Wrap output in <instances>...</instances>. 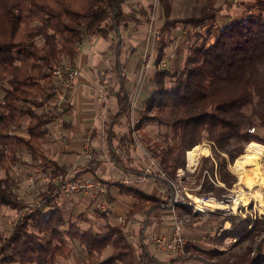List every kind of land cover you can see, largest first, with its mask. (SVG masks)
<instances>
[{
    "label": "trees",
    "instance_id": "obj_1",
    "mask_svg": "<svg viewBox=\"0 0 264 264\" xmlns=\"http://www.w3.org/2000/svg\"><path fill=\"white\" fill-rule=\"evenodd\" d=\"M159 2L168 18V0ZM124 3L125 0H0V90L3 91L0 167L7 169L18 163V152L25 150L30 155V163L39 165L49 174L47 189L41 194L47 198L49 208L18 216L7 233L0 232V264H55L59 258L66 261L72 255V242L79 244L85 264H170L199 259L193 253H184L165 262L148 251L145 228L159 222L162 213L170 210L168 199L120 186L122 192L137 199L128 217L136 212L144 213L143 227L139 230L141 254L137 261L123 225H108L102 232L82 228L78 222L67 219L62 208L48 197L54 187L67 179L66 168L41 149L46 125L55 110L49 72L59 62L72 63L75 47L85 36L107 38L112 31L118 39L111 79L118 84L115 92L118 108L109 119L108 136L114 134V124L122 119L130 120L131 96L126 65L121 62L120 26L127 24L132 15L124 11ZM214 4L215 0H205L199 12L166 19L165 30L177 24L205 27L201 33H193L202 37V42L190 48L182 68L163 67L152 72L150 80L154 89L144 102L145 111L155 109L153 117L171 127V136H167L165 145L151 143L168 176L175 179L178 170L184 169L188 151L206 139L211 142L217 176L224 185L207 180L213 176V160L210 156L203 157L197 175L198 194L211 192L221 197L226 188L236 182V177L227 171V160L232 163L241 155L246 143H264L253 131L257 125L264 127V74L258 69V63L264 62V0L245 2L244 14L221 26L215 23ZM26 115L29 117L27 135H10L9 127L19 126ZM123 139L131 142L129 131ZM114 161L123 170L137 171L135 167H125L116 157ZM12 180L8 174L0 178V206L20 211L23 200ZM161 184L171 198L174 190L170 182L164 180ZM176 211L194 213L183 204L177 205ZM250 224L248 215L229 217V228L234 236L253 233L257 225L254 223L247 230ZM210 243L216 244V237L211 238ZM187 244L192 245L190 241ZM207 253L215 255L222 251L211 247ZM254 253L248 259L243 255L232 262L225 259L207 263L239 264L247 259L244 264H264V237L255 245Z\"/></svg>",
    "mask_w": 264,
    "mask_h": 264
},
{
    "label": "rangeland",
    "instance_id": "obj_2",
    "mask_svg": "<svg viewBox=\"0 0 264 264\" xmlns=\"http://www.w3.org/2000/svg\"><path fill=\"white\" fill-rule=\"evenodd\" d=\"M249 1L251 0H215L214 7L215 9H217L215 23L221 26L226 22L230 23L237 17L242 16L245 9L244 4L245 2ZM168 2L170 4V12L168 18L165 17L163 5L159 2V0H130L128 3H126V5H124V11L127 14L132 15V18L127 20V24L120 26L121 62L128 63L129 60L139 62L136 81L139 78V72L142 67L141 65L144 63V58L147 54L150 55L152 49H154V51L152 50V55L155 56V58L152 59L153 63L161 62L167 69H178L183 66L184 63H181V61L183 57L188 54L190 48L192 46L199 45L202 42V37L193 35L194 32H198L199 34L203 31L205 27L201 25L187 26V31H184V26L181 27L180 24H177V26L175 27H169L168 30L163 29V26L166 19L182 18L190 15L192 12H199V10L204 6L205 0H168ZM152 26L160 27L162 36L159 40H155L153 44H150L151 41L148 38V34L152 29ZM107 40H109L110 45L108 46L109 51H106L107 53L105 56L112 58L114 57L115 47L118 45V39L116 38L114 32L111 31L107 36ZM40 42L41 40L38 39L37 43ZM114 58L113 61L111 60V62L106 59L107 62L111 63V68H107L103 75V77L106 79L105 91L110 95H112V93L115 94L118 87V84L116 82H112L111 80L114 77V74L112 72L115 64ZM258 69L264 74L263 61L258 63ZM144 71L147 72V74L143 79L141 85L148 78V76L152 74L154 70L150 68L149 70ZM136 81L133 87V92L132 94L130 92V95H133L135 89H137ZM153 89L154 85L148 87L146 89V92L148 91V93H151ZM139 94L142 97L145 96L141 93V91L140 93L138 92V94L135 93L132 104L133 108L136 110L141 100V97L140 100H138ZM2 95L3 91L0 90V98L2 97ZM250 111L251 109L248 108L247 112ZM137 113L140 114L138 123L136 125H133L131 120L127 121L125 119H122L120 123L122 125L124 124V127L122 126L120 131H125V134H127L129 131L131 142H134L135 139L138 140L140 145L138 151L141 154L140 159H142L144 162L149 155H153L159 160L158 152L156 150H152L151 143L160 142L165 145L167 143V136L168 138L171 136V127L168 124L159 123V121H157L153 117L155 114V109L145 111L144 107V110H137L136 114ZM138 114L135 116H138ZM253 131L264 141L263 126L257 125L255 126ZM126 142L128 144L131 143L130 141ZM203 142H206L208 144L209 141L204 139L199 144ZM249 143H246L244 145L243 153L237 156L232 163L227 160V171L231 175H234L236 177V182L230 188H226V192H224L221 197H215L211 192L207 195L198 194L200 184L197 180V175L199 167L202 163L201 158L209 155L205 154L206 152L201 154L198 158L197 165L193 169H186L185 158V166L184 169H182L184 170V173L181 176L179 185H181L182 187L183 196L186 199L190 200L193 205H195L196 207L198 206L199 209L202 210H197V212L200 213L194 212L191 214L189 212H184L182 214H179L180 218L183 219L184 222V230L186 229L185 238L188 242L190 241L192 245H190L189 247L187 242L182 253L170 252L156 247V249H159V251H161V254H164L169 258H173L176 257V255L193 253L199 257V259L193 258L190 260L177 262L176 264H208L207 262L210 261H220L225 259L232 262V260L238 259L240 256L244 257L243 255H247L248 259L255 254V245L260 241V239L264 237V185H258L253 189L244 187V194L245 197L248 198L249 203L246 206L240 203L236 208V211H232L230 209L213 208L212 206L206 205L205 203H195L192 197L195 195L200 198H213L221 201H225L224 199H230V202L231 200L233 201L239 194V192L234 191L233 189L241 183V176L239 170L234 168L232 165L237 158L241 157L244 154ZM256 143L264 146V143ZM209 147L211 149V145ZM23 156L21 157L23 158ZM212 157L210 156L209 158L213 160ZM261 163L264 169V154L261 158ZM35 167L36 166L32 165L30 162L26 164L18 162L15 165H10V167L7 169L0 167V178H4L6 174H8L13 179L12 182L14 183V187L18 192L19 197H21V199L23 200V205L25 203H30L35 200L44 198L41 195V191L47 188L46 183L48 182V177L46 174H43L40 168L39 170H36ZM216 170L217 166L215 161L213 160V176H209L207 180L213 181L216 185L222 186L224 185V183L219 180ZM207 174H210V172H207ZM30 176H32V179L34 181L31 186H28V179ZM146 178H148L151 182L155 181L154 178ZM189 207L193 209L194 206L191 205ZM238 215L242 217L248 215L250 217L251 224L247 226V230H250L251 225H253L254 223L257 225L253 233L247 234L248 237L245 236V233L239 234V237L234 236L233 232L229 228V217H237ZM18 216L19 211L11 209L7 206H0V232L7 233ZM78 223L83 225L81 221H78ZM214 237H216V244L210 243L211 238ZM71 246L74 251L73 255L66 261L59 258L55 264H84L83 252L79 244L77 242H72ZM211 247H217L218 249H221L222 253L209 255L207 253V250ZM198 249L202 250L200 251ZM107 252L108 250H106L104 254H106ZM247 259L240 262L239 264L246 263Z\"/></svg>",
    "mask_w": 264,
    "mask_h": 264
},
{
    "label": "crops",
    "instance_id": "obj_3",
    "mask_svg": "<svg viewBox=\"0 0 264 264\" xmlns=\"http://www.w3.org/2000/svg\"><path fill=\"white\" fill-rule=\"evenodd\" d=\"M129 1L130 0H125L123 9H125L124 5ZM109 45L110 43L107 38L101 36H85L83 41L78 45V48H75L72 63L77 67L78 75L67 94L65 111L58 119L53 117L52 120L47 123V133L45 135V141L41 144V149L47 157L56 160L58 164L66 168L67 178L94 177L95 179L105 182L107 191L103 200L109 204V209L106 211L96 207L95 199L91 194H55L53 192L55 189L54 187L50 191L48 197L53 199V202L62 208L64 216L67 219L76 222L81 221L83 225L78 224L81 225L82 228L91 227L95 231L102 232L107 229L108 225H123L126 238L134 249L135 259L138 261L141 254L139 230L143 227L144 213L136 212L128 217L127 214L137 199L131 194L122 192L120 186L136 188L145 193L157 195L162 199H168V205L170 198H168L166 188L161 184L164 180L158 179L151 174L143 173L142 166L147 161V158L145 162L140 159L141 154L138 151L140 145L135 146V142L127 144L123 139V136L126 134L125 131H120L121 127H124V124L122 125L120 123L122 120L113 125L112 129L114 134L111 137L108 136L110 129L109 119L116 113L118 108L115 94L112 93V95H110L105 91L106 79L103 75L107 68H111L110 62L111 60L113 61L114 58L105 56L107 53L106 51H109ZM152 50L154 51V49ZM152 50L150 52L151 58H155V56L152 55ZM185 57L186 56L183 57L181 63H184ZM106 59L110 62H107ZM125 65L128 79L127 85L129 93L131 92L132 94L138 75L139 62L129 60ZM150 79L151 74L139 87L138 92L140 93L141 91L145 96L142 97L140 94L138 95V100H140V97L141 100L137 110H140V106L145 103L144 100L150 94L148 91L146 92V89L154 85ZM18 105L21 106L22 103L19 102ZM137 110L131 107L130 118L138 114H136ZM28 121L29 117L27 115L24 116L19 126L11 125L9 127L8 133L10 135L26 136V124ZM12 128H14L13 132H11ZM57 130H61L62 132L61 139L56 138ZM89 130L91 131V159L84 157V137ZM21 156H23V158ZM17 157L20 163L25 164L29 163L31 159L30 155L25 150H20ZM114 157H116L121 164L123 162L125 167H135L136 169L138 168V171L123 170L117 166ZM35 166L36 170L40 168L43 174H46L48 177L49 174L47 171L43 170L37 164H35ZM125 176L131 178L138 177L139 180L130 185H123L122 179ZM146 177L154 178L155 181L151 182ZM48 180L49 177L47 181ZM28 181V186H31L34 181L32 176L29 177ZM46 189H43L41 192L43 193ZM99 201H102V199L99 198ZM176 206L173 209L169 205L170 210L162 213L160 221L147 226L144 231L146 235L145 243L148 246V251L159 261L166 262L169 261L171 257L169 258L161 254V251L156 249L153 238L170 235L174 225V212L180 217L179 213L176 211ZM47 208H49V206L45 205L44 209ZM118 217H121L122 221L119 220ZM182 229L185 235L186 229L184 230V222ZM71 253L73 255V248ZM177 262L180 261H175L170 264H176Z\"/></svg>",
    "mask_w": 264,
    "mask_h": 264
},
{
    "label": "built area",
    "instance_id": "obj_4",
    "mask_svg": "<svg viewBox=\"0 0 264 264\" xmlns=\"http://www.w3.org/2000/svg\"><path fill=\"white\" fill-rule=\"evenodd\" d=\"M184 31H187V27H183ZM162 36V31L160 27L152 26V29L150 30L148 34V38L151 41L150 44H153L155 40H159ZM75 48H78L76 46ZM149 56V57H147ZM150 55H146L144 58V63L141 65V70L139 72V78L136 81L137 83V89H135L134 94L131 95V104L133 102L135 93L137 94L139 91V87L141 86V83L143 79L146 77L147 72L144 70H149L152 68L153 70H156L157 68H163L164 65L161 62H152V59ZM50 76L52 78L51 83V94L53 97V104L55 107L54 110V118L58 119L60 115L65 111L66 105H67V94L69 90L71 89L74 80L76 79L78 75V69L73 63H68L65 61L59 62L55 65L53 69L50 70ZM171 86H174V83H170ZM139 86V87H138ZM133 109V104L131 105ZM145 103L140 106V110H144ZM140 119V115L138 116H131L130 120L132 121L133 125H136ZM14 131V128L11 129V132ZM56 138L61 139L62 138V132L61 130L56 131ZM91 138V131L89 130L86 133V136L84 137V157L87 159L92 158V146L90 143ZM135 146L139 145L138 140L135 139L134 141ZM208 145L210 146L211 143L208 142ZM197 165V164H196ZM142 171L145 174H151L155 176L158 179L169 181L171 186L173 187V196L169 199V205L171 208L174 209V207L178 204H184L193 207V212H196L198 207L193 205V203L186 199L183 196V190L180 184L181 176L184 173L182 169H179L176 173V178L171 179L167 176V173L162 168L159 160L153 156L149 155L147 157V161L142 167ZM139 178H131L128 176H125L122 179L123 185H130L132 183H135L138 181ZM107 191V186L105 182L95 179L94 177H74V178H67L59 184L54 189V193H67V194H75V193H84V194H91L95 199V205L99 209L106 211L109 209V204L103 200V197ZM188 196V194H187ZM99 198L102 199V201H99ZM47 203V198H41L38 200H35L30 203H25L22 208L19 211V216H24L32 213L33 211L37 209H43ZM174 225L173 230L171 231L169 236L166 237H154L153 243L155 247H158L162 250H167L170 252H176V253H182L184 251L185 245L187 243V240L185 238V235L183 234L182 227H183V219H181L177 213L174 212ZM119 220L122 221L121 217H118Z\"/></svg>",
    "mask_w": 264,
    "mask_h": 264
},
{
    "label": "bare ground",
    "instance_id": "obj_5",
    "mask_svg": "<svg viewBox=\"0 0 264 264\" xmlns=\"http://www.w3.org/2000/svg\"><path fill=\"white\" fill-rule=\"evenodd\" d=\"M203 153L212 157L211 149L206 142L198 144L192 149H190L187 153L186 168H195L199 156ZM263 154L264 146L253 141L247 145L244 154L235 160L232 166L239 170L241 176V183L233 189L234 191L239 192L238 196L233 201L231 200V202H228L213 198H200L195 195L192 196L193 201L195 203H205L206 205H210L213 208L230 209L232 211H236V208L239 206L240 203L244 206L248 205L249 200L247 197H245L244 187L253 189L258 185H264V169L261 163V158Z\"/></svg>",
    "mask_w": 264,
    "mask_h": 264
},
{
    "label": "water",
    "instance_id": "obj_6",
    "mask_svg": "<svg viewBox=\"0 0 264 264\" xmlns=\"http://www.w3.org/2000/svg\"><path fill=\"white\" fill-rule=\"evenodd\" d=\"M225 201H229V200H227V199H224Z\"/></svg>",
    "mask_w": 264,
    "mask_h": 264
}]
</instances>
